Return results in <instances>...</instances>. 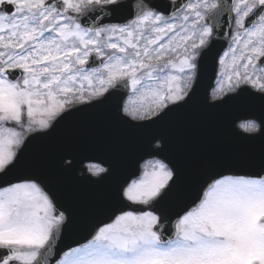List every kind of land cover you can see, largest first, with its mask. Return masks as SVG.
Segmentation results:
<instances>
[{
    "label": "snow or ice",
    "instance_id": "6c2138e0",
    "mask_svg": "<svg viewBox=\"0 0 264 264\" xmlns=\"http://www.w3.org/2000/svg\"><path fill=\"white\" fill-rule=\"evenodd\" d=\"M206 65L210 107H264V0H0V264H264V114L234 124L258 150L192 197L165 138L151 136L105 219L68 245L77 222L27 158L36 136L113 96L125 124L164 120L192 100ZM75 162L66 150L58 165ZM81 171L103 180L114 169Z\"/></svg>",
    "mask_w": 264,
    "mask_h": 264
},
{
    "label": "water",
    "instance_id": "95a60500",
    "mask_svg": "<svg viewBox=\"0 0 264 264\" xmlns=\"http://www.w3.org/2000/svg\"><path fill=\"white\" fill-rule=\"evenodd\" d=\"M224 47L222 41L217 42L211 55ZM214 79V70L206 65L192 100L145 128L118 120V96H113L102 104L81 107L61 121L55 131L32 139L27 148L30 165L44 176L77 222L75 229L63 234L61 245L83 242L86 226L105 219L114 204L117 183L153 135L165 138V155L180 168V190L186 197L195 196L200 183L213 171L222 170L227 161L244 160L258 150L259 139L247 138L234 124L243 118L259 117L264 107L250 103L246 97L210 107L206 101ZM66 150H72L76 157L74 167L68 171L58 165ZM86 162L104 167L111 163L113 174L103 180L89 177L81 171Z\"/></svg>",
    "mask_w": 264,
    "mask_h": 264
},
{
    "label": "rangeland",
    "instance_id": "374dc122",
    "mask_svg": "<svg viewBox=\"0 0 264 264\" xmlns=\"http://www.w3.org/2000/svg\"><path fill=\"white\" fill-rule=\"evenodd\" d=\"M215 84H216V80H215Z\"/></svg>",
    "mask_w": 264,
    "mask_h": 264
}]
</instances>
